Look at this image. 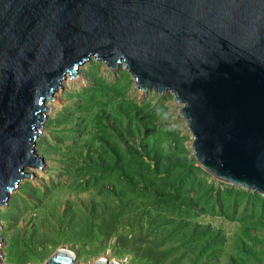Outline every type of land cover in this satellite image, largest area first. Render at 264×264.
<instances>
[{
  "label": "rangeland",
  "instance_id": "rangeland-1",
  "mask_svg": "<svg viewBox=\"0 0 264 264\" xmlns=\"http://www.w3.org/2000/svg\"><path fill=\"white\" fill-rule=\"evenodd\" d=\"M45 106L42 167L0 206L1 264H264V195L197 164L173 93L94 59Z\"/></svg>",
  "mask_w": 264,
  "mask_h": 264
},
{
  "label": "water",
  "instance_id": "water-1",
  "mask_svg": "<svg viewBox=\"0 0 264 264\" xmlns=\"http://www.w3.org/2000/svg\"><path fill=\"white\" fill-rule=\"evenodd\" d=\"M94 59L173 93L197 164L264 195V0H0V206L42 167L46 100Z\"/></svg>",
  "mask_w": 264,
  "mask_h": 264
},
{
  "label": "bare ground",
  "instance_id": "bare-ground-1",
  "mask_svg": "<svg viewBox=\"0 0 264 264\" xmlns=\"http://www.w3.org/2000/svg\"><path fill=\"white\" fill-rule=\"evenodd\" d=\"M132 101H133V100H132ZM62 252H63V253L60 252L59 254H67V253H68V251H65V250H63Z\"/></svg>",
  "mask_w": 264,
  "mask_h": 264
}]
</instances>
